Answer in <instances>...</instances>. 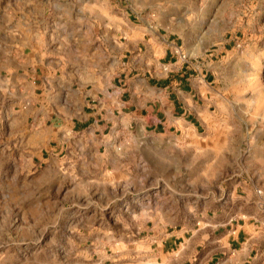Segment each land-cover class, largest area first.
I'll list each match as a JSON object with an SVG mask.
<instances>
[{"label": "rangeland", "instance_id": "rangeland-1", "mask_svg": "<svg viewBox=\"0 0 264 264\" xmlns=\"http://www.w3.org/2000/svg\"><path fill=\"white\" fill-rule=\"evenodd\" d=\"M133 1L0 0V264H179L178 251L154 252L169 232L202 240L207 210L237 183L264 196V0H206L213 46L231 43L200 133L68 151L65 62L104 53L97 32L116 17L120 35ZM202 5L191 0L192 15Z\"/></svg>", "mask_w": 264, "mask_h": 264}, {"label": "crops", "instance_id": "crops-1", "mask_svg": "<svg viewBox=\"0 0 264 264\" xmlns=\"http://www.w3.org/2000/svg\"><path fill=\"white\" fill-rule=\"evenodd\" d=\"M205 6L203 0L202 11L192 15L191 0H135L120 35L111 16L109 32H97L109 41L104 53L98 44L84 64L65 62L71 81L59 98L69 123V152H107L121 134L175 139L200 133L195 130L207 125L231 43L213 46ZM80 70L86 75L78 83L73 79ZM257 189L253 182L237 183L207 210L197 228L202 240L193 239L194 230L186 240L181 227L158 241L154 252L168 259L178 251L179 264L190 247L197 264H264V196Z\"/></svg>", "mask_w": 264, "mask_h": 264}, {"label": "built area", "instance_id": "built-area-1", "mask_svg": "<svg viewBox=\"0 0 264 264\" xmlns=\"http://www.w3.org/2000/svg\"><path fill=\"white\" fill-rule=\"evenodd\" d=\"M259 192H262V190H259Z\"/></svg>", "mask_w": 264, "mask_h": 264}]
</instances>
